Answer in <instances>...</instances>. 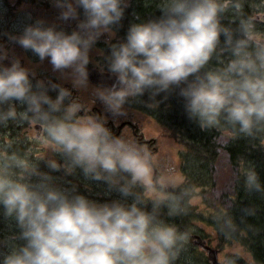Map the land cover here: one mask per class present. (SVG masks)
I'll list each match as a JSON object with an SVG mask.
<instances>
[{
  "label": "clouds",
  "instance_id": "9594fccd",
  "mask_svg": "<svg viewBox=\"0 0 264 264\" xmlns=\"http://www.w3.org/2000/svg\"><path fill=\"white\" fill-rule=\"evenodd\" d=\"M51 5L56 21L27 13L16 32L0 35L41 63L47 58L88 103L51 80L33 84L36 73L0 43V128L10 121L26 127L30 143L51 153L33 159L11 150V137L0 141V215L15 228L0 238V264H176L188 234L158 218L161 206L169 216L179 214L180 197L166 190L175 169L156 177L147 145L114 134L108 114L125 117V105L143 102L145 94L146 106L153 107L157 96L176 93L187 119L201 130L264 143V0H157L159 15L136 14L137 22L115 43L110 39L122 27L129 0ZM68 21L76 22L70 32L61 26ZM105 35L104 74L113 83L91 85L89 53ZM97 104L102 114L92 110ZM78 169L121 198L98 203L76 194L74 185L58 186L50 174L71 176ZM244 176L246 191H264L254 166ZM226 224L235 230L230 219Z\"/></svg>",
  "mask_w": 264,
  "mask_h": 264
},
{
  "label": "trees",
  "instance_id": "16d2710c",
  "mask_svg": "<svg viewBox=\"0 0 264 264\" xmlns=\"http://www.w3.org/2000/svg\"><path fill=\"white\" fill-rule=\"evenodd\" d=\"M129 4V8L125 11V18L121 22L122 27L115 30L116 36L110 40L112 43H115L117 39H123L129 24L137 22L134 19L136 14H139L141 19L152 14L159 15V12L156 11L157 0H129ZM63 28L66 31H71L66 27ZM221 41L223 42V37H221ZM93 49L99 53L95 58V63L105 71V57L109 54L107 44L105 41L99 40ZM32 83L34 84L33 81ZM176 91L178 92V90ZM48 94L53 99L55 98L51 91ZM139 100L143 102L130 100L125 108L133 113H143L152 118L165 130L170 131L173 138L186 148L180 167L183 181L179 186L169 189V192L180 197L179 214L169 216L168 209L161 206L158 209V218L166 223L175 224L180 232L187 234L190 232L188 228L190 222L195 220L203 222L212 230L219 243H234L246 253V257L228 256L225 260L226 264H231L232 260H235V264H264V191L248 192L244 186V170L254 166L259 176L261 188L264 189V143L251 138L233 136L230 132L221 129L201 130L197 124L187 119L183 107L184 101L176 93L169 95L167 99H164L163 94L157 96V106L153 107L146 106L147 103H151L147 94ZM107 126L111 128L114 134H117L116 128H112L109 123ZM21 128L15 127L10 121L7 129L0 128V141L11 137L16 141L11 150L28 152L33 156V159H36L37 154L31 152L30 142L28 140L23 141L19 136ZM223 133L226 134V138L220 142L219 139ZM133 134L134 136L137 135V131H133ZM220 153L224 155L227 164L235 170L228 204L223 210H217L214 215L206 218L191 215L182 205L193 194L195 188L213 187L214 169ZM38 163L40 170L49 171L44 161H38ZM50 174L58 186L70 189L74 185L76 194L84 195L98 203L121 198L116 192L110 193L108 190L106 191L108 193L101 192L97 187L98 184L107 185L102 181L86 180L79 169L71 176H66L63 171ZM136 191L141 192L142 189L137 188ZM146 203L147 210L151 211V200H146ZM249 212L253 214H248ZM229 219L236 225L235 230L226 224ZM13 231H15L14 226L9 227V222L0 215V238ZM200 237L203 239L202 236ZM196 248L193 250L197 253L195 256L197 262L208 264L205 255ZM176 264L195 263L181 251Z\"/></svg>",
  "mask_w": 264,
  "mask_h": 264
},
{
  "label": "rangeland",
  "instance_id": "374dc122",
  "mask_svg": "<svg viewBox=\"0 0 264 264\" xmlns=\"http://www.w3.org/2000/svg\"><path fill=\"white\" fill-rule=\"evenodd\" d=\"M54 11H57V9L52 7L51 0H0V34L3 32H16L17 28L26 22L25 16L27 13H31L33 18H42L46 21L54 22L57 17L54 13H52ZM75 24V21H69L62 23L61 26L72 30L75 28ZM4 38L5 39L3 41V36L0 35V43L7 45L10 56L15 55L19 57L21 59L22 66L29 68L32 72L36 73L35 79H32L34 84L36 80H44L46 83L48 80H51L53 83L72 90L73 96L79 95L85 104L88 103L86 94L73 90L71 88V83L66 76L53 71L47 58L41 63L39 62L38 57L34 56L30 51L25 52L16 45L8 44L6 37ZM113 38L110 39L107 35H105L103 36V41L109 39L112 40ZM98 55V51L94 49L90 51L89 66L104 71L95 63V58ZM5 64H7V61ZM52 93L54 96L57 95L56 92ZM92 110L98 114L103 113V110L97 105L93 106ZM125 111L127 115L125 117H121L116 122H113V126L116 128L127 119L130 120L131 124L130 126H127V124L124 123V126L119 129L120 131H118L116 135H125L130 139L147 145L152 153L153 168L156 177H159L161 174H165L166 169L169 167L175 169L174 173L168 176L170 186L166 190L169 192V189L179 186L183 181L180 167L183 161V153L186 151V148L173 138L170 131L165 130L152 118L143 113H133L127 109H125ZM110 119H112V117L109 115L108 120L110 121ZM133 131H137V135L134 136ZM19 136L23 141L28 140L30 142L31 137L26 127H22L19 130ZM224 138H226L225 133L222 134L219 141L223 142L222 140H224ZM30 148L33 154L51 156V153H49L47 148L43 145L30 143ZM55 158L58 160V157ZM234 177L235 170L227 164L224 155L220 153L214 169L213 187L203 189L195 188L193 194L186 199L182 207H184L191 215H198L202 218L214 215L217 210H223L228 204ZM97 187L101 192L107 191V186H101L98 184ZM152 198L153 194L148 193L146 200L150 201ZM188 228L190 229V232L188 233V240L183 245L181 251L185 253L187 257H190V260L195 264H200V262H197V258L195 257L197 254L196 251L193 250L195 246L193 247L190 243L192 235H198L199 237L202 236L211 248L216 249L217 259L219 262L226 264L225 260L228 256L232 255L246 257V253L238 245L234 243H219L212 230L203 222L195 220L188 224Z\"/></svg>",
  "mask_w": 264,
  "mask_h": 264
},
{
  "label": "water",
  "instance_id": "95a60500",
  "mask_svg": "<svg viewBox=\"0 0 264 264\" xmlns=\"http://www.w3.org/2000/svg\"><path fill=\"white\" fill-rule=\"evenodd\" d=\"M89 73V83L91 85L105 84L110 85L113 80L104 74L105 71H100L96 68H87ZM191 243L204 252L208 264H224L217 259V250L208 246L205 240L201 239L198 235H192Z\"/></svg>",
  "mask_w": 264,
  "mask_h": 264
},
{
  "label": "flooded vegetation",
  "instance_id": "af4514ba",
  "mask_svg": "<svg viewBox=\"0 0 264 264\" xmlns=\"http://www.w3.org/2000/svg\"><path fill=\"white\" fill-rule=\"evenodd\" d=\"M52 13H54L56 16L58 15V10L57 11H54V12H52ZM69 22V21H68ZM4 37H3V41H4ZM101 40H104L103 39V37H101ZM97 106L98 107H100L102 110H103V106L102 105H100V104H97ZM126 109V108H125ZM110 114H108V116H109ZM130 117V116H129ZM131 117H133V116H131ZM121 117H119V118H116L115 120H113V119H110V121H109V125L112 127V128H114V124H113V122H116L118 119H120ZM124 123H126L127 124V126H130V124H131V122H130V120L129 119H127L125 122H122L119 126H117L116 127V130H117V132L118 131H120L119 129H121L123 126H124Z\"/></svg>",
  "mask_w": 264,
  "mask_h": 264
}]
</instances>
